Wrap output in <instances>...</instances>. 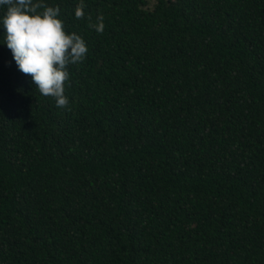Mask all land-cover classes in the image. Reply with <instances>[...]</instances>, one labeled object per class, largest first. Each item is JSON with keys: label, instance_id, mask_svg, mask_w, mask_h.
<instances>
[{"label": "trees", "instance_id": "16d2710c", "mask_svg": "<svg viewBox=\"0 0 264 264\" xmlns=\"http://www.w3.org/2000/svg\"><path fill=\"white\" fill-rule=\"evenodd\" d=\"M39 2L88 53L60 108L0 44V264H264V0Z\"/></svg>", "mask_w": 264, "mask_h": 264}, {"label": "clouds", "instance_id": "9594fccd", "mask_svg": "<svg viewBox=\"0 0 264 264\" xmlns=\"http://www.w3.org/2000/svg\"><path fill=\"white\" fill-rule=\"evenodd\" d=\"M0 29L3 42L10 49L18 70L29 74L43 96L55 99L57 107L65 108V82L68 66L85 58L88 46L76 32L66 31L59 6L42 4L39 0H0ZM75 16H84L83 4ZM97 32L104 30L103 17L90 25Z\"/></svg>", "mask_w": 264, "mask_h": 264}, {"label": "rangeland", "instance_id": "374dc122", "mask_svg": "<svg viewBox=\"0 0 264 264\" xmlns=\"http://www.w3.org/2000/svg\"><path fill=\"white\" fill-rule=\"evenodd\" d=\"M147 1H149V6H153L154 4H155V2H156V0H147Z\"/></svg>", "mask_w": 264, "mask_h": 264}]
</instances>
